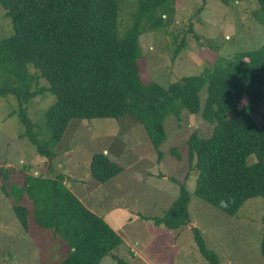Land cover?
Returning <instances> with one entry per match:
<instances>
[{
  "label": "trees",
  "instance_id": "1",
  "mask_svg": "<svg viewBox=\"0 0 264 264\" xmlns=\"http://www.w3.org/2000/svg\"><path fill=\"white\" fill-rule=\"evenodd\" d=\"M174 1L135 0L133 23L122 34L121 0H0L13 24V32L0 38V96L16 97L18 109L12 114L25 127L20 135L30 139L40 156L56 157L55 147L74 118L133 116L143 126L159 161L169 114L180 122L187 111L212 126L209 134L195 130L186 139L190 171L184 179L170 178L179 186L172 203L162 215L145 216L169 228L191 221L187 181L192 172L197 177L195 193L229 214H235L248 197L260 195L264 201V110L259 120L254 117L264 107V43L166 85L146 80L140 36L146 28L157 29L169 21ZM256 2L257 19L264 20V0ZM181 45L175 47L174 55ZM39 78L46 87L37 90ZM41 90L55 98L43 113L45 137L34 130L24 106ZM171 153L181 160L177 149ZM123 170L124 165L103 151L92 153V180L103 184ZM14 172L13 167H0V188L12 200L26 233L31 212L23 204L25 195L34 205L38 224L53 237H64L68 252L56 264H100L107 255L116 264H129L114 253L122 236L104 216L77 198L63 175L24 174L18 184L8 181ZM192 228L206 264H221L217 253L207 248L200 229ZM260 252L264 257V230Z\"/></svg>",
  "mask_w": 264,
  "mask_h": 264
},
{
  "label": "rangeland",
  "instance_id": "2",
  "mask_svg": "<svg viewBox=\"0 0 264 264\" xmlns=\"http://www.w3.org/2000/svg\"><path fill=\"white\" fill-rule=\"evenodd\" d=\"M135 0H121L119 31L133 23ZM169 21L157 29L146 28L140 36L143 76L166 85L184 75L199 74L231 58L239 50L264 43V20L256 0H175ZM128 24V25H127ZM124 29V30H123ZM13 32V24L0 6V38ZM182 44L174 55V49ZM30 71L34 69L30 66ZM46 87L39 78L36 89ZM48 91L39 92L24 104L41 137H45L44 111L54 102ZM15 96H0V167H13L8 181L21 184L23 175L58 178L91 211L105 212L106 220L122 236L114 253L131 264H206L193 238L197 226L208 249L221 264H264L260 242L264 224L262 196L248 197L235 214H229L195 193L196 173L187 181L191 194V221L181 228L155 224L148 215H162L179 192L170 178L184 179L190 166L186 139L198 130L209 134L212 126L196 114H182L177 122L166 117L163 158L152 149L141 123L131 115L122 118H74L55 150L53 160L40 156L27 136L17 114ZM262 106L254 117L259 120ZM177 149L181 160L171 153ZM103 151L124 165V170L107 183L92 180L89 162L94 152ZM250 161L254 160L250 156ZM69 182V183H68ZM68 183V184H67ZM70 184V185H69ZM70 186V187H69ZM23 204L31 214L28 233L12 209V200L0 188V264H56L68 252L61 235L53 237L34 217V205L27 195ZM100 264H116L111 255Z\"/></svg>",
  "mask_w": 264,
  "mask_h": 264
},
{
  "label": "crops",
  "instance_id": "3",
  "mask_svg": "<svg viewBox=\"0 0 264 264\" xmlns=\"http://www.w3.org/2000/svg\"><path fill=\"white\" fill-rule=\"evenodd\" d=\"M69 183V182H68ZM67 183V184H68ZM107 183V182H106ZM70 185V184H69ZM70 187V186H69ZM71 188V187H70ZM89 209V208H88ZM91 210V209H90ZM103 215H101V216H105L104 214H105V212L103 211V213H102ZM111 224V223H110ZM111 225H113V226H115L114 224H111ZM179 228H181V227H179ZM179 228H177V229H179ZM116 229V228H115ZM137 263H139V264H142V263H140L139 261H137V260H135ZM129 264H131L130 262H128Z\"/></svg>",
  "mask_w": 264,
  "mask_h": 264
},
{
  "label": "clouds",
  "instance_id": "4",
  "mask_svg": "<svg viewBox=\"0 0 264 264\" xmlns=\"http://www.w3.org/2000/svg\"><path fill=\"white\" fill-rule=\"evenodd\" d=\"M222 203V205H223V202H221Z\"/></svg>",
  "mask_w": 264,
  "mask_h": 264
}]
</instances>
